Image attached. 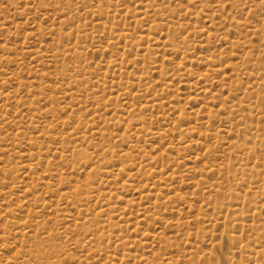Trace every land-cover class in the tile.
I'll use <instances>...</instances> for the list:
<instances>
[{
  "label": "rangeland",
  "instance_id": "374dc122",
  "mask_svg": "<svg viewBox=\"0 0 264 264\" xmlns=\"http://www.w3.org/2000/svg\"><path fill=\"white\" fill-rule=\"evenodd\" d=\"M221 261L264 264V0H0V264Z\"/></svg>",
  "mask_w": 264,
  "mask_h": 264
},
{
  "label": "bare ground",
  "instance_id": "6f19581e",
  "mask_svg": "<svg viewBox=\"0 0 264 264\" xmlns=\"http://www.w3.org/2000/svg\"><path fill=\"white\" fill-rule=\"evenodd\" d=\"M42 247H43V246H42ZM38 248H39V247H38ZM36 249H37V248H36ZM40 249H41V248H40ZM39 252H40V250H39ZM40 253H41V252H40ZM40 253H39V254H40ZM42 255H44V254L42 253ZM42 255L40 254V255H38V256H42ZM45 257H46V256H44V258H45ZM39 258H40V257H39ZM44 258H43V259H44ZM46 259H47V257H46ZM48 259H49V258H48ZM50 264H51V263H50ZM220 264H225V262H224V261H221Z\"/></svg>",
  "mask_w": 264,
  "mask_h": 264
}]
</instances>
